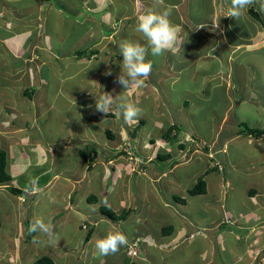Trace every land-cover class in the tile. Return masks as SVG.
Instances as JSON below:
<instances>
[{"label":"rangeland","instance_id":"rangeland-1","mask_svg":"<svg viewBox=\"0 0 264 264\" xmlns=\"http://www.w3.org/2000/svg\"><path fill=\"white\" fill-rule=\"evenodd\" d=\"M20 1L21 0H15L16 3H19ZM25 1L26 0H22L21 3H24ZM80 1L84 4L83 0ZM80 1L77 0V2H75V7H77L75 8V13L81 11V15L74 14L71 16L72 21H77L76 23L73 22V26L71 25L68 27L66 21L61 23V20L59 22H50V28L54 36V48L58 58H55V54L51 51V48H47V43L51 41H48L49 37L45 36L46 34L44 35V32L42 31L43 24L41 20L48 15L51 19L53 16L52 13L47 11L45 14L39 16L37 22H35L36 20L27 22L28 19L27 17H24L23 8L19 11L13 10L16 17L14 18L15 15L11 17L10 25H7L8 29L11 31L10 37H12V39L9 38L7 40H11V47L18 46V48L24 42V46L28 42L25 47V53H23L24 55L22 54L23 56H15V53L11 51L12 49L7 48L6 45H2L4 42H1L2 40H0V69L2 68L4 74L7 72L10 73L9 82L12 88H14L11 92H13L14 95L21 94L22 96L24 90L38 85L40 86L39 92L47 91L49 93L42 95L40 100L29 101L28 104H21L20 106L24 110L30 108V112H23L22 115L19 116L20 120L29 123L30 126L28 129L30 130V135L37 134L36 137L43 136L44 134L42 132L45 131L44 127L46 126V137L48 139L56 135L61 136L62 133H59L58 131L66 122L68 127L70 126L71 128H74L72 135L76 133L71 139L72 142L74 141L72 147L67 145H65L64 148L58 147L59 162L56 163L55 161L52 163L49 159L48 163L42 167L45 171L51 169L55 170V174H58L54 179L55 185L49 191L43 193L42 190L41 192L35 193L36 195L30 198L29 210L25 212L22 219L17 218L12 211H8L7 215L2 218L3 224H6V228L9 231L13 232L18 228L23 231L24 236L20 243H23L22 246L24 245L25 249L21 251V261L18 262V260H20L17 258L18 252H16V254L8 253V255L4 253L9 247V242H7L8 239L1 238L0 252L2 253H0V264H34V262L42 256L52 258L57 264H64L67 262L69 264L75 263L73 250L80 241L84 242V240L80 239L82 235L85 234V231L82 230L81 226H76L74 222L69 220V216L74 218V214L69 212L68 208H63L68 202L66 197L69 193H72L74 205H76L78 197L84 196L82 194L85 193L86 199L82 201L81 206L77 204V207L82 212L92 211V213L90 212L89 214L90 216L99 217V207L101 204H105V207L117 212L116 209L121 205V201H130V196L133 197L135 202L143 199L141 196L145 194L143 193L145 190L144 185L149 184L152 186V191H150L148 195L149 197L147 196L148 203L150 202L147 207H157L159 210L165 211V215H169L172 220V222L169 223L180 220V214L181 216L189 215L194 223L201 224V226L199 225L200 230H203L204 227H208L207 224L210 223L206 222L214 221L215 226L213 229H215V231L213 229L209 231L203 230L201 235L203 233L205 238L199 235L196 240H194V244L196 243L194 248L187 252H184L183 249H177L176 253L178 252L177 255H179L180 259L184 257V264H194L198 261L200 255H198L197 251L199 250V247L200 252L207 249L206 251H208L209 257L213 248L222 249L220 245L215 244L213 247L209 244L210 238L218 233H222L225 238L227 236V238H231L234 245V248L226 249V251H223L220 255L216 256L218 264H256L257 261H255V259L249 258L252 257L251 254H254L255 252L259 253L258 262H260L261 258H264V251H261L259 247H256L261 240L257 239L258 242H256L255 245L253 235L255 234L257 237L264 238V230L260 232V228L256 229V226L253 224H250L251 228L250 225L245 224L246 221H249L250 217L248 218V215L241 219L239 216L241 214H246L251 209L253 198L255 196H250L249 192L253 187H256L258 194L255 199L256 204L260 207L258 213L264 218V203H262L264 200V139H254L251 141L242 140L241 142L242 138L236 133L239 127L237 125L232 127L229 123L235 122L240 124L244 122L252 128L264 129V116L260 117L249 111L250 109L248 110V108L244 111L245 107L241 105L236 112L232 111L230 118H225L227 120L226 123L210 127L208 123H205L207 120V113L212 123L220 121L224 116V111L218 108L224 105V99H221L218 102L215 100L214 104H211L205 99L207 95L202 93L203 91L208 90L210 86L207 81H205L206 79L204 80L203 88H199L202 82L200 74L207 63L203 61L214 57L211 56L212 58H210L208 55L209 52H206V56H203L205 58L197 59L196 64L194 65L195 67L193 66L194 70H196V73H193L195 75L193 81L188 79L186 74H183V69L189 68L187 60H191V58L197 55L199 49L200 52L206 49L208 46L206 44H211V42L216 39L214 37L221 34L218 30V25H206L205 27L196 26L195 28L193 26H185L189 24L191 25L186 10L192 14L194 20H196V17L200 20L205 16L202 9L199 14L195 11L196 6L198 7L199 5L200 8V3L197 5L198 1L195 2V0H190L187 1L184 6L180 5L178 11L182 13L181 8L184 10V17L180 18L176 15L177 10H174L172 5H178L180 1L182 2L183 0H167L168 5L161 4V0H147L151 3L157 1V3L152 5V9L158 14L165 10H170L171 15L169 16V20L172 19L171 23L173 25L175 23L173 20H176L178 23V19H180L181 22H184V24L181 27L179 26L180 32H178L177 43L172 48L173 51L168 50L163 55L152 56L149 49L146 60L152 62L150 76L142 85L136 86L131 93L123 94L128 102H131L142 109L141 116L136 120L130 121L129 124L131 125H128V122H125L119 111V104L121 103L119 95L124 92V88L117 82V76L121 72V64L123 60V57L119 53L118 45L122 40H125V38H130L132 42H139L143 46H147V42H143L137 37L135 38V34L132 33L131 29H127V31L122 30L121 27L123 23L120 22L125 20L124 16H122L121 20L119 17L115 19L120 27L119 25H115V28L109 25H104L100 21L102 13L100 14V17H94L91 14L90 9L86 7L87 5L84 4L83 7L80 4ZM165 1L166 0H162L161 2L165 3ZM59 3H62V1ZM92 4L94 3L92 2ZM54 5L52 8L55 10ZM62 5L63 7H61V4L56 5L60 6V8L57 9L61 10L59 14L62 15L63 12L71 13L72 7L63 3ZM250 6H252V9L257 13V17L245 13L243 15L244 17H241V15L238 19H235L230 26L234 28V30H238L240 34L252 38L253 34L256 33L255 31L257 28H264V10L261 9L260 0H256V3ZM126 9L127 6H124L122 2L118 5L114 4L113 10L116 11L110 14L112 19L115 13L117 16L119 15V12L124 15ZM101 10V8L97 9L99 12ZM17 12L18 14H16ZM86 14L91 15L87 19H93L94 17L100 25V31L97 34L95 31L96 37L100 38L101 36H105L107 38L106 40L99 42L100 44L102 43L101 45L99 44L93 47L92 50H98L99 52L94 55L92 62H86L83 66V64L77 62L78 55L73 54L75 52L73 49L75 48V40L78 37L75 32V30H77L76 25L77 23H87L88 20L85 21ZM53 17V20H57V16ZM103 19L104 21L109 22V15L104 16ZM178 25L179 24H176V26ZM128 26H131V24ZM71 27L72 31L67 32ZM187 27H189V30ZM180 29L183 30V33ZM200 29L203 32L199 34L198 31ZM185 31L187 34H184ZM189 32H197V35L188 34ZM113 34L117 37L113 38ZM183 34L184 36H182ZM229 36L235 38L234 33L229 34ZM95 43L96 42H92V44ZM181 44L183 47L179 52L178 50L180 49L179 47ZM210 47L215 55H218V52L222 49L219 44L215 47L208 46V48ZM87 49L88 48H80L79 51L81 50V52H84ZM174 52H177V54ZM243 55L244 54H242V56ZM252 55L254 54L251 53L250 56ZM224 62H226V65L223 63L218 65L216 62L215 64L210 65V67L215 70L219 67L222 68V73L221 71H218V73L216 72L217 74L210 77L216 78L217 75L221 77L222 80H218V82H223V85L226 86V90L223 91L224 95L228 98H237L240 100V96L245 93V90L243 89L248 88L251 91V93H249L250 99L251 96H256L260 100V96H257V93H254V87L258 86L261 88V83L257 81L255 85L250 81L252 80L249 78L252 77L250 73L252 72L251 69L249 71L247 66H245L243 74L240 75V73H238L237 75L236 70L242 65L238 57L235 56V53H228L227 56L225 55ZM88 69L90 71L86 72L85 79L84 74L82 73ZM260 71L261 68H259L258 72ZM108 72H111V75H106ZM187 72L189 73V71ZM79 73L82 75H78ZM189 82H193L191 86L188 85ZM69 85L70 87H68ZM42 87H45V89L43 90ZM231 87H233L234 91L229 90ZM79 92L83 93L84 96L79 95ZM103 92H109L114 98L117 97L111 110L108 112L112 113L114 116H111L108 113L104 114L99 112L95 108V96L98 97ZM228 92L230 93L229 95ZM217 94L221 95L222 90ZM21 99L25 101L27 100L26 98L24 99L23 96ZM250 99L248 97V101ZM230 100L232 101L233 99ZM78 101L83 104L79 105L83 115H81L77 106H73ZM184 101L189 102V105L186 106V108L183 107ZM11 107L9 108L12 113V115H10L12 121V119L16 118L14 114L16 112V114L20 113H18L17 107ZM68 112H71L73 116ZM4 114L8 116L9 111L7 110ZM4 114L0 115V117L5 118L6 116ZM189 116L196 118L192 121L194 127L193 130L184 133L182 136L181 134L183 132L177 135V139L174 142L175 144H168L167 146V143H164L160 138V134H162L163 130L169 127L170 124H177L179 122L184 123ZM244 116H246V119H244ZM65 118H68L67 121H65ZM85 119L87 120L86 123L88 125H83V120ZM139 126L140 128L135 130L138 133L134 135L135 137H132L131 134L134 132V129ZM1 127L2 126L0 125V129ZM108 130L116 135L114 141L110 140L107 135ZM92 132L94 134H92ZM229 133H231V136ZM227 136L229 141H231L230 147L227 151L228 158H226L223 153H220L216 156V160H218L223 167L219 169V172L207 173L209 158L204 150L205 146L209 145L210 149L214 150V153L216 151L218 152V142L220 137L223 138ZM46 137L42 140H45ZM84 139H86V141ZM151 140H155L154 143H151ZM181 142L186 144L185 156H188L189 158L185 163H183L184 154L181 155L179 149V144ZM105 146L107 147L102 150V152L97 149ZM87 148L91 150L95 149L96 151L98 150V156L93 158V161H96V166L94 165L95 167H91L93 171H88V169H86L84 158L81 153H79L80 150L85 151ZM120 149L131 155L132 153L130 150H132L138 157H142L140 152L142 151L143 158H146L142 159V164L145 162L148 163L149 161L147 159L149 158H154V163L147 165L145 168L144 165L139 167L141 161L131 159L130 155H128L126 156L127 160L122 161L126 163L125 168H131L126 170V173L129 175L125 174L122 177L114 176L117 167H108L109 163H105V158L111 157V151H119ZM61 152L67 154L62 156L63 154ZM170 152L173 155L171 161H161L156 159L158 153L167 154ZM192 152H194L193 155ZM175 161L179 163V166L173 167L172 169ZM210 162L212 165L214 164L212 159ZM135 163H137V166ZM181 164H184L185 166L180 169L179 167ZM152 165L157 167L156 170L158 173L166 174V176L160 179L157 184H154V179H152L156 175L155 171L151 168ZM103 166H105L106 169H110L109 181L104 178L106 172L105 168L103 170ZM84 170L88 172V179L86 182L89 181V188H86L84 184L82 188L83 192L80 191L74 195L76 189L74 188V190L70 192L73 183L68 180L65 174L69 173L70 178H79L80 176H83L82 173ZM134 173H137V175H134ZM30 174L31 172L29 174L25 172L21 175V178L25 180L9 183V186H18L19 184L21 187L34 186V184H30L29 180H27L29 177L33 178L30 180L32 182L34 178H36L33 176V173L31 174L33 177H31ZM202 176L205 177L206 182L208 183L207 195L191 197L188 195V189L192 188ZM50 179L51 174H47L42 178V181H38V178L34 188L39 186L42 189V184ZM141 179L143 181L138 183ZM127 183H129V185ZM257 184L261 185L262 188ZM102 186L104 189L103 194L100 193V188ZM87 191L96 196L99 203H89V201H87ZM28 195L30 197L32 193H28ZM171 197H181L184 200L188 198L186 200V208L182 209V207L178 206L177 209H169L164 206L163 200H168L169 198L171 200ZM173 200L175 201V199ZM19 203H23V200L20 199ZM106 204L108 206H106ZM17 205L20 206L18 203ZM8 208V205H6L4 201L0 202V214ZM9 209H11V207ZM131 210L132 212H128L129 216L127 220L122 221L121 226L116 225L117 228H119V226L125 227L127 221H132L130 223L131 225L142 224L141 222H137V218L133 216V212L134 210L142 212L146 209H142V206L139 203H136ZM227 211H230L233 218L238 219L235 220L236 225L242 224L240 225L241 227L225 224V214ZM35 218H43L46 223L50 222L52 224L55 234L54 240H50L46 235L40 232H30V224ZM53 218L56 219L53 220ZM107 220L111 222L110 219L106 218L104 222L101 221L97 226V229L101 231V234H99L100 237L105 236L110 229L112 230V226ZM53 221L55 222L54 224ZM222 221H224V224H221ZM90 223L91 226H94V222ZM83 228L88 230V227H85V225ZM140 230L141 229L138 227L137 231ZM232 237L237 238V240ZM201 238H204L205 240H201ZM138 241H140V244L138 245L139 253L141 257H145L146 255L143 253L142 248L147 245L145 240L140 239L132 241L131 247ZM260 252L262 255H260ZM123 256L124 255H122L121 252V257ZM88 257L91 259L92 256L88 255ZM102 257L103 256L99 257L98 260L97 255H94L91 260L94 262L98 260L100 262L101 259H103ZM155 257L158 259V262L161 261L162 264H182L178 258L172 257L170 259V253L168 250L158 252ZM112 258L113 254L110 259ZM237 258H244V260L236 262ZM257 258L258 256H256V259ZM133 263L134 262H131V264ZM150 263L153 264L152 261H150Z\"/></svg>","mask_w":264,"mask_h":264},{"label":"crops","instance_id":"crops-1","mask_svg":"<svg viewBox=\"0 0 264 264\" xmlns=\"http://www.w3.org/2000/svg\"><path fill=\"white\" fill-rule=\"evenodd\" d=\"M22 1V0H21ZM21 1L19 3H16L15 0H0V40H2L1 42L2 45H6L7 48H11L12 52L15 53V56H20L23 53H25V47L24 43L22 45H20V47L18 48V46H10V41H8L7 39L11 38V34H10V30L8 29L7 25H10V19L11 17H13L15 14L13 13V10H17L19 11L20 9L23 8L24 11V17H27L28 21H34L35 22L38 21L39 16L45 14V12H49L52 13L53 16H57V20H53V16L52 19L51 17L48 15L47 17H45L43 20H41L42 22V31L44 32L45 36H48L49 39L48 41L51 42H46L47 43V48H51V51L55 54V58H58L55 52V46L53 43V33L51 31L50 22L53 21H57L59 22L61 20V23L63 21H66V24L68 25V27H70L71 25L73 26V22L71 20V16L70 13H65L63 12L62 15L59 14L61 12V10H57L58 8H60V6H56L57 4H61V7H63L62 3L65 5H68L71 8V13L74 15L75 13V2H77V0H26L24 3H21ZM60 1H62V3H59ZM80 1V0H79ZM84 4L87 5L86 7L88 9H90L91 14L94 17L99 16L101 14V19L100 21L104 24V25H109L113 28H115L114 26H118L119 24H117V21H115V19L117 17L120 18V20L122 19V16H124L125 20H123L120 23H123L122 25V30L123 31H127V29H131L132 33L135 34L134 37L138 38L139 40H142L143 42H145V38L143 37V35L139 32L136 31V24H137V18L139 15L144 14L149 8H152V5L157 3V1H154L153 3H151L150 1L147 0H83ZM162 1V0H161ZM161 4H166L168 5V1L166 0L165 3L161 2ZM190 0H183L182 2L180 1V3L178 5H175L174 10H177L176 15L180 18L184 17V10L181 8L182 13H180L178 10L180 8V5H183ZM198 1V2H197ZM92 2L94 4H92ZM120 2H122V4L124 6H127V9L124 11L125 14H121L119 12V15L117 16L116 13L113 16L110 15L111 13H114L115 11L113 10L114 8V4L118 5ZM195 2H197V5L200 3V8L199 5L198 7L196 6L195 11L199 14L201 9L203 10V13L205 14L204 17H202L200 20L196 17V20H194V18L192 17V14H190V12L187 11V14L185 12V14L187 16H189L190 18V23L191 25H185V26H193L194 28L196 26L199 27H205L206 25L209 26H217L218 25V30L221 32V34H219L214 41L211 42V44H206L208 46H217L219 44V46L222 48L221 51L218 52V55H215L214 52H212L211 47L204 49L203 51L197 52V55L194 56L193 58H191V60H187L189 68H184L183 69V74H186V76H188V79L192 80L195 79L194 78V72L196 70H194V65L196 64L197 59H201V58H205L203 56H206V54L208 53V55L210 56V58H212L211 56H213L214 58L212 59H208L205 60L203 62H207L206 66H204V70L202 69V73L200 74L201 76V84H200V89L203 88V83L204 80L207 81V83L210 85L208 88V91L210 93V97H211V104H214L215 100L220 101L221 99H224V105L221 107H218L220 110L224 111V116L223 118L216 122V123H212L208 117V113H207V120L206 123L209 124V126L213 127L214 125H223L224 123H226V119L230 118V114L232 113V111H237L239 106H244V111H246V109L248 108L249 111L253 112L254 114L259 115L260 117L264 116V28H257L256 29V33L253 34L252 38L244 36L242 34L239 33L238 30H234V28H232L230 25L233 24L235 18L232 17H226L227 15V11L228 8L230 7V3L231 0H195ZM114 3V4H113ZM183 3V4H182ZM21 4V6H20ZM55 4V5H54ZM80 4L82 5L81 1ZM83 4V5H84ZM133 4V5H131ZM53 5L55 6V10L52 8ZM131 5V6H130ZM172 5V4H170ZM174 6V5H172ZM15 8V9H14ZM101 8L102 10L99 12L97 11V9ZM250 8H252V6H250L249 8H247V10L242 14L241 17H244L243 15L245 13L250 14ZM74 11V12H73ZM123 12V13H124ZM107 13V14H106ZM18 14V12L16 13ZM77 14L81 15V11H78ZM109 15V22L104 21L103 17ZM89 16L91 15H87L85 16V21H87L86 24L84 23H80L76 25V29L75 32L77 33L76 36H78L75 40V48L73 49L75 52L73 53L74 55H78V52L80 53L79 49L80 48H88L85 52L87 54L90 53L89 48L93 49V47L95 45H99V42H102L104 40H106L107 37L105 36H101L100 38H97L95 35V31H100V25L98 24V22L96 21V19L93 17L87 19ZM252 16V15H251ZM16 17V15L14 16V18ZM65 17V18H64ZM177 17V18H178ZM254 17V16H253ZM170 21L172 22V19H170ZM176 24H179L178 27L183 26L184 22H181L180 19H178V23L176 22V20H173ZM77 22V21H76ZM75 22V23H76ZM98 24V25H97ZM129 24H131V26H128ZM46 27H45V26ZM120 27V25H119ZM189 27L188 30H189ZM50 29V30H49ZM182 30V29H180ZM186 30V31H188ZM72 31V27L70 29L67 30V32ZM184 32V34H187V32ZM180 32V31H179ZM203 31L200 29L198 31V33H202ZM183 33V30H182ZM197 33V32H196ZM196 33H192L189 32L188 34H193L196 35ZM235 35V38L229 36V34H233ZM7 34V35H5ZM184 34L182 36H184ZM132 35V34H131ZM112 37V35H111ZM117 36L115 34H113V38H116ZM2 38V39H1ZM125 40H130V38H125ZM6 41V42H5ZM92 42H96L95 44H92ZM8 44V45H7ZM102 44V43H101ZM100 44V45H101ZM104 44V42H103ZM147 47V46H146ZM45 48V46H44ZM199 48V47H198ZM235 49V50H234ZM171 51H173L171 49ZM207 52V53H206ZM212 52V53H210ZM82 53V52H81ZM206 53V54H205ZM228 53L234 54L235 56L238 57V59L241 62V65L244 67H238L236 72L237 75L238 73H240V75L243 74V69H245V66H247V68L251 69L252 72L251 76L253 77H249L252 80V83L255 84L257 81L261 83L259 88L258 86L254 87V93H257V96H260V100L258 97L256 96H249V93H251L250 89L245 88L243 90H245V93H243L240 96V100H238L237 98H228L224 95V92L226 90V86L223 85L224 83H219L218 80H222L220 76L217 75L216 78H211L210 76L215 75L218 73V71L222 73V68L219 67L216 70L211 68L210 65L211 64H215V62L220 65L221 63L226 65L225 61V55L227 56ZM253 53L254 55L250 56V54ZM242 54H244L242 56ZM24 55V54H23ZM22 55V56H23ZM249 55V57H248ZM51 56L53 57V55L51 54ZM81 57H84V55H80ZM20 58V57H19ZM84 59V58H83ZM247 59V60H246ZM85 62H89L88 60H84ZM81 64H83L84 66V62L81 61H77ZM87 65V64H85ZM194 66V67H193ZM224 67V66H223ZM4 68V67H3ZM91 68V67H90ZM259 68H261V71L258 72ZM189 69V70H188ZM41 70V69H40ZM89 70V69H88ZM88 70L84 71V77L86 79V72H88ZM189 71V73L187 72ZM83 72V71H82ZM217 72V73H216ZM196 73V72H195ZM10 73L7 72L4 74L2 68L0 69V115L4 114L7 110L9 111L8 116H6L5 114V118H1L0 117V121H1V129H0V150H4L7 152L8 155V159H7V171L9 174H11L13 180L11 182L8 183H0V202L4 201L6 205H8V207L11 209H7L4 210L1 214H0V222L3 224L2 222V218L7 215L8 211H12L14 212V214L17 216V218H23L25 212H27L29 209V201L31 200L30 198H32L33 196H35L37 192H41L43 190V193L46 191H49L54 185H55V178L58 176V174H55V170H51L48 169L45 171L44 168H42L43 166H45L49 159L50 162H59V157H58V147H62L64 148L65 145L69 146L72 143H74V141L72 142V138L76 135V133L74 135H72L74 128H71L70 126H67V122L64 123V125H62V128L59 129V133H62L61 136H54L51 137L50 139H48L46 137V132L47 129L44 127L45 131L42 132L44 135L41 137H36V135H30V130L28 129V127L30 126L29 123L24 122L23 120H20V117L22 115V113H26V112H30V108H26V110H24L21 106V104H28L29 101H25L22 100L21 94H17L14 95L13 92H11L14 88H12V86L10 85ZM81 73H79L78 75H80ZM81 74V75H82ZM206 77H210V78H206ZM199 79V78H198ZM197 80V79H196ZM189 81V80H188ZM193 82H189L188 85L191 86ZM256 85V84H255ZM35 89H37L36 95H34L35 101L38 100L39 98H41L38 93L39 92V87L38 85L32 86ZM220 90H222V94L218 95L217 93L220 92ZM229 90H233V87H231ZM234 91V90H233ZM204 92V91H203ZM230 93L228 92V95ZM213 96H216L215 99ZM248 97L250 99V101H248ZM24 98V97H23ZM25 99V98H24ZM227 101H226V100ZM230 99H233L232 101ZM40 100V99H39ZM209 100V99H207ZM21 101V102H20ZM34 101V100H33ZM32 102V101H31ZM226 102V103H225ZM80 102L78 101L77 103L74 104V106L80 105ZM12 106V107H11ZM13 108V107H17V111L20 114H14L16 118L10 119V115H12L11 113V109L9 108ZM80 107V106H79ZM206 110V109H205ZM203 111V110H201ZM207 111V110H206ZM240 111V110H239ZM63 116V115H62ZM226 118V119H225ZM68 118H65V121H67ZM244 119H246V116H244ZM84 124L83 125H88L86 122L87 120H83ZM71 130H70V129ZM87 129V128H86ZM92 134H94L92 132ZM71 136V137H70ZM44 137H46L45 140ZM85 137V136H84ZM262 139V138H261ZM264 139V138H263ZM42 140V141H40ZM86 140V139H84ZM245 141H249V139L245 140ZM115 144V143H114ZM46 145V146H44ZM140 149V148H139ZM45 151V153H44ZM132 155L130 153H126L123 155H118L114 158H112V156H114L113 154L115 153H111V157L109 158H105V160H111L112 161H108V167L112 168V167H117L115 169V174L114 176H118V177H122L126 173V170H129L131 168H125V164L124 161L122 160H127L126 156L130 155L131 159H135V160H139L141 161L140 166L144 165V168L147 167V165L149 164H153L154 163V158L153 159H147L149 162L148 163H144L142 164V159H146L143 158V152H141L142 157H138L136 156L132 150H130ZM64 156V154H67L65 152H61ZM50 155V156H49ZM125 156V157H124ZM157 158V157H156ZM146 160V161H147ZM158 160V159H157ZM86 169H88L87 164L84 162ZM135 165L137 166V163H135ZM105 166H103V170H104ZM151 168L155 171V177L152 178L154 179V184H157L158 181L161 178H164L166 176L165 173L160 174L158 173V171L156 170L157 167L155 165H152ZM35 169V170H34ZM254 169V168H253ZM92 169H88V171H90ZM151 170V169H150ZM57 171V170H56ZM93 171V170H92ZM25 172H27V174H29L31 172V174L33 173V176H35L36 178H34L35 180H37L39 178L38 181H40V179H42V177L46 176L47 174H51V179L49 181H46L44 184H42L43 188L41 189L39 186L34 188V186H36V183L34 184V186H26V187H21L20 184L18 186H9V183H13V182H21L22 179L21 175L24 174ZM105 172L106 175L104 176L105 179H107V181H109V176H110V169H106L105 168ZM123 173V174H122ZM130 173V172H129ZM30 174L31 177H33ZM140 174V173H139ZM82 177L80 178H70L69 173L65 174V176L68 178L69 181H72L73 186L70 190V192H72V190H74V188L76 189V193H74V195H76L77 193H79L80 191H82V188L85 184L86 188H89V181L86 182V180L88 179V172L86 170H84V172L82 173ZM129 175V174H128ZM133 175V174H131ZM31 179L33 178H28L27 180H29V183H31ZM124 179V177H123ZM206 180V179H205ZM138 183H140V181H138ZM129 185V183H127ZM208 184V183H207ZM149 185H144V191H147V195L144 194L143 199H140L138 202H135L133 200V197L130 196V201L125 200V201H121V205L118 206V208L116 209V213L121 214L124 210H130L131 208L136 205V203H139L142 206V209H146L144 211H140L138 212V214H133V216H135L137 218V222H141L142 224L139 225H131L130 223L132 222H126L125 227H120L121 226V220L118 221H113L111 220V222L109 220H107L109 222V224L112 226V230H119L121 232H123V234H125V236L127 237V245L122 246L119 250V252L117 254H113V258L110 259V257L112 256V254L107 255V256H103L101 259V261L99 262L98 258L101 257V255L98 254L96 248H95V239L97 237H100L99 234H101V231H99L97 229V226L99 223H101V221H105L107 217L103 216L101 214V212L99 213V217H93L90 216V212L92 213V211L88 212H82L80 211V209L77 207V204L79 206L82 205V201L86 199V194L83 193L82 197H78L77 201H76V205H74L73 202V198H72V193H69V195L66 197V200L68 201L65 206L63 207L64 209H69V212H72L74 214V218H72L71 216H69V220L71 222H74V224L77 226H81L82 230L85 231V234L82 235L80 240H84V242H79L77 244V246H75L74 248V262L73 264H131V262L133 261V259H129L126 256V250L128 247V244L131 243L132 241H136L138 239H143L147 242V245L143 248V253L146 255L145 257H141V255L139 254L138 257H136V259L134 260V264H151L150 261L153 262V264H162L161 261L158 262V259H156L155 255L158 252H161L163 250H168V252L170 253V259L173 258H178L182 264L184 257H182L180 259L179 255H177L176 251L177 249H183L184 252L190 251V249L195 247L194 244V240H196V238L201 235V232H203V230H212L215 226L214 221L211 222H206V223H210L207 224L208 227H204L203 230H201L193 240H184V237L190 234H196L199 231V228L201 226V224H196L194 223L191 219L190 216H181V214L179 215V219L177 221H174L173 223H169L172 222L171 218L169 215H165V211H161L159 210V208H149L147 206H149L150 202L148 203V198L147 196L149 195L150 191H152V186ZM153 185V184H152ZM258 185V184H257ZM261 187V185H258ZM10 187H16L18 189H28V187H30L28 190L30 192H26L24 196H17L14 195L10 192L9 188ZM208 187V185H207ZM262 188V187H261ZM100 193L103 194L104 189L103 186L100 188ZM253 189H256V187H253ZM264 191V190H263ZM28 193H32V195L29 197ZM144 193V192H143ZM88 197H87V201L90 199V197L92 196L91 193H89L87 191ZM207 195V194H205ZM146 196V197H145ZM202 196V195H201ZM257 195H255L256 197ZM149 197V196H148ZM255 197L253 198V203L251 207V209L246 213V214H241L239 216V218H244V216L248 215L249 221H246L245 224L250 225L253 224L254 226H256L257 228H260V232H262L264 229V218L261 217V215L258 213L260 207L258 206V204H256V199ZM23 198L26 199V201H23V203H19V200ZM164 202V206L168 207L169 209H177L178 206L182 207V209L186 208V204H181L180 202H177L176 200L174 201L173 199L170 200V198L167 200H163ZM17 203L20 205L18 206ZM90 203V202H89ZM99 203L98 201L92 204H97ZM264 203V200L263 202ZM28 204V205H27ZM26 205V207H25ZM105 204H101V206L99 207V209L101 207H105ZM106 206H108L106 204ZM163 206V207H164ZM62 208V209H63ZM176 211V210H175ZM118 214V215H119ZM169 216V217H167ZM226 216H231L230 211H227L225 214ZM103 217V218H102ZM210 217V216H209ZM208 217V218H209ZM56 218H53V220H55ZM167 219V220H166ZM235 219V218H233ZM235 220H238L237 218ZM86 221V222H85ZM113 221V223H112ZM125 221V220H124ZM60 222V221H59ZM90 222H94V226H91ZM55 222L53 221V224ZM190 224H192V226H190ZM221 224H224V221L221 222ZM85 225V227H88V230H85V228H83V226ZM116 225H120L119 228L116 227ZM200 225V226H199ZM242 224H237L236 226H240ZM138 227L141 229L140 231H137ZM170 230L165 231L164 228H169ZM194 227V228H193ZM241 227V226H240ZM193 228V229H191ZM251 228V225H250ZM111 230V229H110ZM215 231V229H213ZM92 231V235L91 238L89 239V241H85L86 236L88 234V232ZM165 231V232H164ZM251 232V231H250ZM14 233V234H11ZM24 236L23 231L18 228L16 230H14L13 232L9 231L6 228V224L2 225V229H1V234H0V239L1 238H6L8 239L7 242H9V247L8 249H6V255H8V253L11 254H16V252H18V262L21 261V251L24 248V245L22 246L23 243H20L22 240V237ZM203 236V235H201ZM221 236V237H220ZM264 236V234H263ZM219 237V238H218ZM228 237V236H227ZM225 238L224 235L222 233H218L215 234L213 237L210 238V246H213L215 244L220 245L222 249H215L213 248L211 251V255L209 257V253L208 251L204 250L200 252V247L198 252L199 259L196 263L194 264H218L216 256L220 255V253H222L223 251H226V249H232L234 248L233 245V241L231 238ZM102 238V236L100 237ZM205 238V236H204ZM204 238H201V240H205ZM234 238V237H232ZM237 240V238H234ZM257 239L261 240V242H259L256 245ZM208 240V239H206ZM253 240L255 242L256 247H259L261 249V251H264V238H260L257 237L255 234L253 235ZM6 243V242H5ZM141 248V247H140ZM122 255H124L123 257H121V252ZM258 251V250H257ZM2 253V252H0ZM143 254V255H144ZM88 255H91L92 257L94 255H97V261L94 262L92 261V257L91 259H89ZM167 255V254H166ZM252 259H255L256 264H264V258H261V261L258 262L259 259V253L255 252L254 254H251ZM260 255L261 252H260ZM256 256H258V258L256 259ZM72 257V256H71ZM261 257V256H260ZM242 259V260H241ZM244 258H237L236 262L239 261H243ZM54 261V260H53ZM158 262V263H157ZM55 264H57L55 262ZM64 264H69L64 263Z\"/></svg>","mask_w":264,"mask_h":264},{"label":"clouds","instance_id":"clouds-1","mask_svg":"<svg viewBox=\"0 0 264 264\" xmlns=\"http://www.w3.org/2000/svg\"><path fill=\"white\" fill-rule=\"evenodd\" d=\"M254 3H256V0H231L230 7L228 8L226 17H232L238 19L247 10V8ZM260 6L261 9L264 10V0H260ZM170 15H171L170 10H165L164 12L158 14L152 8H149L144 14L138 16L137 24H136V31L143 35V37L147 42V47L141 45L139 42H132L128 40H122L118 45L119 53L123 57V60L121 64L122 65L121 72L117 76V82L121 84L124 88V92L121 95H119V98L121 100V103L119 104V111L121 112V115L123 116L125 122H128V125H131L129 124L130 121L136 120L141 116L142 109L139 106L131 102H128L123 94L131 93L136 86L142 85L144 81L147 80V78L150 76L152 71V62L146 60V56L149 52V49L152 56H160L163 55L166 51L171 50L177 43L179 27L171 23V21L169 20ZM89 50H90L89 54H87L85 51L83 52L84 57H81L80 56L81 54L78 53L77 61L86 63L84 61L86 59L89 62H92L93 57L96 53L92 54L91 52L94 50H92L91 48H89ZM95 51H97V53L99 52L98 50ZM106 75H111V72L106 73ZM116 98L117 97L114 98L113 95L109 92H103L98 97L95 96L96 110L104 114H107L111 110V107L115 102ZM229 124L232 125V127L234 125L239 126V124L235 122L233 123L231 122ZM192 130L193 128L191 127V123H190L187 132ZM237 132H239V129L237 130ZM238 135L240 136L241 134ZM240 137L242 138L243 136ZM261 138L263 139L264 137ZM261 138H255L254 136H249L248 139L249 141H251L254 139H261ZM218 145H219V150L218 152L216 151L215 153L213 149H210L209 145H206L204 148L209 158L207 173L219 172V169L223 167L220 164V162L216 160V156H218L220 153H223L226 156V158H228L227 151L228 148L230 147L229 142L223 143L221 142V138H220ZM106 147L107 146L97 149H99L102 152V150L106 149ZM121 151L124 150L120 149L119 151H111V153H115V155L112 156V158L116 157ZM180 153L181 155L184 154L183 160L184 159H186L185 161L189 160L188 156H185L186 154L184 151L180 150ZM193 153L194 152H192V155ZM93 158L95 157L94 154L92 153L88 156L86 160L84 159L87 166L90 163L89 161H93ZM211 159L212 161H214L213 165L210 162ZM108 161H112V159L105 160V163H108ZM93 163L94 164H92V167H95L96 161H93ZM213 169H217V170L214 171ZM31 183L35 184L36 180L34 179ZM27 191L29 190L26 189V192ZM25 200L26 199L23 198V201ZM225 224L236 226V221L235 219H233V217L226 216ZM190 226H192V224H190ZM29 230L30 232L33 233L40 232L46 235L50 240L55 239V234L53 231L52 224L50 222L46 223L43 220V218H35L34 221L30 224ZM200 231L201 230L199 229V231L196 234H190L188 236L186 235L184 237V240L186 241L193 240ZM204 236L205 235H203V237ZM127 243H128L127 237L125 236V234H123V232L119 230H109L107 231L106 235L103 236L102 238L97 237L95 239V248L99 255L107 256L110 254H115L120 250L122 246L127 245ZM139 244L140 241L134 243L132 247L130 243L129 246L127 247L126 256L129 259H133L132 262H134V259H136V257L139 256V250H138Z\"/></svg>","mask_w":264,"mask_h":264},{"label":"trees","instance_id":"trees-1","mask_svg":"<svg viewBox=\"0 0 264 264\" xmlns=\"http://www.w3.org/2000/svg\"><path fill=\"white\" fill-rule=\"evenodd\" d=\"M49 1H52V0H49ZM82 6L84 7L83 4H82ZM173 7H175V5ZM74 14H77V13H74ZM250 14L252 16H254V17H257V13L252 8H250ZM70 16H73V14L70 13ZM98 32L99 31L96 30V34ZM182 47H183V45L181 44L180 47H179L180 49L178 50L179 52L182 50ZM91 53L94 54V53H97V51H92ZM174 53L177 54V52H174ZM79 54L83 55V52L82 53H79ZM68 87H70V85ZM42 89L44 90L45 87H42ZM206 91H204L202 93L206 94L207 96L205 97V99L206 100L209 99L208 101L211 102L212 100H211V97H210V93H209L208 90H206ZM36 92H37V89H35L34 87L27 88L26 90L23 91V97L26 98L27 101H30L31 102V101L35 100L33 98H34V95H36ZM46 94H49V93L47 91L38 93V95L40 97L42 95H46ZM79 95L84 96V94L83 93H80V92H79ZM74 97H76V96H74ZM213 97L214 98H212V99H215L216 96H213ZM39 99H41V98H39ZM86 103H84V104H86ZM79 104L80 105H83L81 102ZM188 105H189V102L184 101L183 107L186 108V106H188ZM77 107H78V110H80L79 105H77ZM83 110H86V109H83ZM68 113L72 114L71 112H68ZM80 113H81V110H80ZM188 113H189V111H188ZM108 114L111 115V116H114L112 113H108ZM81 115H83V114L81 113ZM72 116H73V114H72ZM195 119L196 118H192V117L189 116V118L184 123L179 122L177 124H170V126L167 127L165 130H163L162 134H160L161 139L165 143H167V144L174 145L175 144L174 142L177 139V135L181 134L182 132L183 133L181 134V136L184 133H187V130L189 128L190 123H191V127L194 128L192 121L195 120ZM238 127H239V132H237V134H241L240 136H243L242 139H241V142H242V140L243 141L247 140L249 138V136H254L255 138L264 137V129L252 128V127H250L246 123H241V124H239ZM139 128H140V126L137 127L136 129H134V132L131 134L132 137H135L134 135L138 133L135 130H138ZM107 135L109 136L110 140H112V141H114L116 139V135L112 131H110V130H108V134ZM229 135L231 136V133H229ZM181 136H180V138H181ZM220 138H221V142H223V143H226V142L227 143L229 142V144L231 143V141H229L228 136L227 137H223V138L220 137ZM151 143H154V140H151ZM72 145H73V143L71 145H69V146L72 147ZM179 149L181 151H184L185 152L186 144H184L183 142H181L179 144ZM97 152L98 151H96L95 149L94 150H91V149L87 148V149H85V151L83 150V151H80L79 153H81V155L83 156V158L86 160L88 158V156L90 154H92V153L94 154V157H96L97 154H98ZM123 154H125V152L124 151H121L118 155H123ZM7 159H8L7 152L4 151V150H0V183H8V182H11L13 180L11 174H9L8 171H7ZM157 159L158 160H161V161H167V160H170L171 161V159H173V155L171 154V152L170 153H167V154L159 153L157 155ZM185 160L186 159L183 160L184 161L183 163L187 162ZM89 162L90 163L88 164V166L91 169L92 164H93V161H89ZM178 166H179V163L175 161L173 163L172 169H173V167H178ZM184 166H185L184 164H181L179 168L181 169ZM213 170L215 171L217 169H213ZM135 174L137 175V173H134V175ZM44 177H42V178H44ZM40 181H42V179H40ZM141 181H143V180L141 179L140 182ZM29 188L30 187H28V189ZM31 188H32V186H31ZM9 190H10V192L12 194L17 195V196H24L25 193H26V191H25L24 188L23 189L22 188L21 189H18L16 187H10ZM144 193L147 195V191H144ZM205 194H207V182H206L204 176H202L199 180H197V182L194 184V186L192 188L188 189V195H190L191 197H196V196H201V195H205ZM257 194H258V192H257L256 189H251L250 192H249V195L252 196V197H254ZM172 199H175L177 202H180L181 204H186L187 203L186 200L188 198H186L184 200L181 197H173ZM88 201L92 204V203L97 202L98 201V198L96 196L92 195ZM252 206H254V205H252ZM132 210L130 211V210H127L126 209L120 215H118L115 211H113L112 209H110L108 207H101L100 208L101 214L103 216L107 217L108 219L113 220V221H118V220H121V221H124L125 220L126 221L127 218H128V216H129V213L132 212ZM134 212H135V214H138L137 210H134ZM1 229H2V223L0 222V234H1ZM164 230L165 231H168V230H170V227L169 228H164ZM170 232H171V230H170ZM91 235H92V231L88 232L85 241H89V239L91 238ZM34 264H55V262L53 261L52 258H50L48 256H42L39 259H37L34 262Z\"/></svg>","mask_w":264,"mask_h":264},{"label":"bare ground","instance_id":"bare-ground-1","mask_svg":"<svg viewBox=\"0 0 264 264\" xmlns=\"http://www.w3.org/2000/svg\"><path fill=\"white\" fill-rule=\"evenodd\" d=\"M135 260V259H134Z\"/></svg>","mask_w":264,"mask_h":264}]
</instances>
